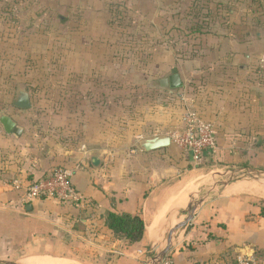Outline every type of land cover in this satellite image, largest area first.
Segmentation results:
<instances>
[{
    "label": "crops",
    "instance_id": "obj_1",
    "mask_svg": "<svg viewBox=\"0 0 264 264\" xmlns=\"http://www.w3.org/2000/svg\"><path fill=\"white\" fill-rule=\"evenodd\" d=\"M141 1L144 7L146 0ZM149 1L154 8L163 6L161 0ZM228 29L202 36L203 54L184 60V71L178 72L181 90L164 92L166 101L140 123L134 143L128 139L119 146L94 147L46 137L43 145L28 136L22 125L21 137L0 126V255L14 256L13 262L46 255L70 260L67 255H73L90 263L143 264L137 257L151 252L161 234L176 225L174 220L178 224L185 217L182 208L190 202L191 189L182 188L210 172L172 141L157 150L140 146L143 139L169 136L183 127V91L197 100V110L215 127L218 148L203 157L212 160L217 166L214 170H264V33ZM184 74L193 78L191 84L184 83ZM58 166L74 171L72 184L84 196V204L70 207L51 198L26 200L23 187ZM239 183L257 184L242 178L221 185L214 195H204L192 221L179 231L166 261L233 264L247 255L264 262L262 200L253 193L225 192ZM178 192L182 196L175 202L173 195ZM112 202L120 212L140 214L146 227L142 241L131 245L107 226ZM168 204L166 221L155 225L157 237H152L155 219ZM133 247L138 249L131 252ZM117 255L136 260L120 257L117 262Z\"/></svg>",
    "mask_w": 264,
    "mask_h": 264
},
{
    "label": "rangeland",
    "instance_id": "obj_2",
    "mask_svg": "<svg viewBox=\"0 0 264 264\" xmlns=\"http://www.w3.org/2000/svg\"><path fill=\"white\" fill-rule=\"evenodd\" d=\"M174 1L161 0L163 6L154 8L149 0L144 7L141 0H0V112L11 113L43 145L46 137L94 147L134 143L140 123L166 101L165 90L151 84L184 71V60L203 54V35L192 29L198 20L208 22L209 32L231 27L264 33V0ZM192 79L184 74L185 84ZM20 88L30 91L29 109L12 104ZM211 161L203 158L200 165L210 172L182 188L191 189L190 198L220 189L214 183L223 170H214ZM225 192L241 193L234 187ZM173 196L177 202L182 194ZM167 232L137 261L150 264ZM120 257L136 260L121 255L117 262ZM14 259L0 255L1 261Z\"/></svg>",
    "mask_w": 264,
    "mask_h": 264
},
{
    "label": "built area",
    "instance_id": "obj_3",
    "mask_svg": "<svg viewBox=\"0 0 264 264\" xmlns=\"http://www.w3.org/2000/svg\"><path fill=\"white\" fill-rule=\"evenodd\" d=\"M180 98L186 109L183 127L173 130L169 136L174 144L187 150L195 161H201L205 153H215L218 148L216 130L213 123L197 110V100L190 96L189 92L183 91ZM73 174L74 171L70 168L55 167L47 175L24 186V198L29 201L51 198L62 203L84 204V196L72 184ZM162 264L171 263L165 259ZM233 264H264V262L246 255L238 257Z\"/></svg>",
    "mask_w": 264,
    "mask_h": 264
},
{
    "label": "water",
    "instance_id": "obj_4",
    "mask_svg": "<svg viewBox=\"0 0 264 264\" xmlns=\"http://www.w3.org/2000/svg\"><path fill=\"white\" fill-rule=\"evenodd\" d=\"M151 85L156 86L162 90L173 92L177 88H181L183 86V81L180 73L175 72L170 74L169 76L163 77L159 79L158 84L152 83ZM12 104L15 107L21 109H29L32 107V99L30 92L26 89H18L16 96L12 100ZM0 126L3 130L8 134H14L17 137H21L24 134V128L18 124V122L8 114L7 112H0ZM171 138L170 136H155L152 138L143 139L140 142V146L142 149L146 151L162 149L170 146ZM218 179H221L219 182L214 183L216 186L218 183L221 185L229 184L236 180L245 178L249 179L255 183H257L260 187L264 188V170L256 169L251 167H242L236 169H227L223 170L218 174ZM203 191H199L196 194V198L192 196L190 198V202L188 203L187 209L184 211L186 213L184 219L176 225H172L171 228L167 232V238L165 245L154 254L153 258L150 261V264H162L166 259L168 253L173 247L174 241L178 236L180 230H182L188 223L192 221L194 218L195 212L199 209L200 204L202 202L203 196L207 195V193H202ZM151 253V252H150ZM0 264H18L17 262H8L1 261Z\"/></svg>",
    "mask_w": 264,
    "mask_h": 264
},
{
    "label": "trees",
    "instance_id": "obj_5",
    "mask_svg": "<svg viewBox=\"0 0 264 264\" xmlns=\"http://www.w3.org/2000/svg\"><path fill=\"white\" fill-rule=\"evenodd\" d=\"M207 23L206 21L198 20V23L192 28L194 33L201 36L209 33L208 28L204 29V25H207ZM31 144L35 145L34 142ZM34 181L36 180H33V182ZM261 203L260 216L264 219V200H262ZM66 204L70 207H75L72 202H66ZM115 205V202L111 203V209L106 216L107 226L113 231L117 238L124 239L131 245L142 241L145 237L146 227L140 214L120 212Z\"/></svg>",
    "mask_w": 264,
    "mask_h": 264
},
{
    "label": "bare ground",
    "instance_id": "obj_6",
    "mask_svg": "<svg viewBox=\"0 0 264 264\" xmlns=\"http://www.w3.org/2000/svg\"><path fill=\"white\" fill-rule=\"evenodd\" d=\"M233 187L236 190H238L239 192H241V193H253L255 195H258V196L264 198V188L258 186L257 184H254V183L253 184L252 183H239L238 185L233 186ZM168 208H169V204L167 206L165 205V207H163V209L158 213V215H157V217L155 219L154 226L159 224V223H163V222L166 221L165 215L168 212ZM183 218H182V220H183ZM177 222H178V220L174 224H177ZM149 234L152 237H157L156 226L151 228ZM155 242L156 241H153V243H155ZM26 263L27 264H79V262H76V261L71 260V259L68 260V259H63V258H53V257H48V255L42 256V257L41 256H39V257L36 256V257H32V258H27L26 259Z\"/></svg>",
    "mask_w": 264,
    "mask_h": 264
}]
</instances>
